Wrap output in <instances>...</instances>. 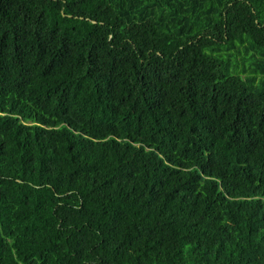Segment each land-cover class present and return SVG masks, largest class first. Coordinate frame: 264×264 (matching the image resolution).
<instances>
[{"label": "trees", "instance_id": "1", "mask_svg": "<svg viewBox=\"0 0 264 264\" xmlns=\"http://www.w3.org/2000/svg\"><path fill=\"white\" fill-rule=\"evenodd\" d=\"M0 264H264V0H0Z\"/></svg>", "mask_w": 264, "mask_h": 264}]
</instances>
